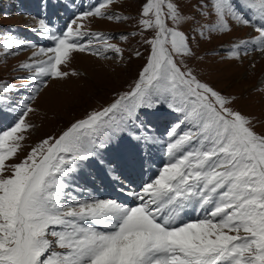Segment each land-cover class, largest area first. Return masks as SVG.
I'll return each mask as SVG.
<instances>
[{
    "label": "snow or ice",
    "instance_id": "snow-or-ice-1",
    "mask_svg": "<svg viewBox=\"0 0 264 264\" xmlns=\"http://www.w3.org/2000/svg\"><path fill=\"white\" fill-rule=\"evenodd\" d=\"M239 2L258 16V24L252 25L232 0H211L216 23L207 29L230 32L229 18L255 28L257 36L231 49L235 59L241 50L244 55L264 53V0ZM111 3L103 0L75 16L60 35L40 20L42 35L54 45L40 48L32 63L20 65L31 73L27 79L47 86L48 79L78 75L60 67L74 52L121 53L108 43L110 37L82 32L78 23L87 17L128 19L102 13ZM141 15L142 30L154 29L156 35L145 41L151 51L129 92L58 138L42 141L17 164L6 161L16 155L23 139L17 134L26 130L24 116L33 109L26 104L14 126L0 132V264H264V135L230 106L231 98L201 82L184 63L194 52L189 38L177 30L187 21L176 4L148 0ZM167 20L176 27H167ZM94 40L104 48H93ZM13 43L25 45L9 40L4 51ZM33 92L29 100L39 87ZM161 106L178 114L166 133L168 162L139 191L128 190L125 181H131L123 171L134 168L135 156L117 150L129 137L144 146L152 142L151 125L141 119V110ZM184 126L186 131H178ZM97 173L139 203L129 207L116 198L80 199L77 193L86 189L77 181ZM189 208L203 217L183 221Z\"/></svg>",
    "mask_w": 264,
    "mask_h": 264
},
{
    "label": "rangeland",
    "instance_id": "rangeland-1",
    "mask_svg": "<svg viewBox=\"0 0 264 264\" xmlns=\"http://www.w3.org/2000/svg\"><path fill=\"white\" fill-rule=\"evenodd\" d=\"M2 1L0 0V4H2ZM13 1L16 2V0ZM23 1L20 0L19 2L23 3ZM67 2L70 4L69 6H67ZM147 2L148 0H113V3L101 9L102 13L128 18L121 21L100 17H87L78 21L80 25L82 22L83 27L80 28L82 32L110 37L108 43L120 48L121 53L118 54L109 50L101 56H97L87 52H74L71 54L68 63L60 67L62 71H75L78 75L62 80L48 79L47 86H39L28 80L27 77L31 73L20 69L22 63H32L33 51L43 48L36 45L38 44L36 40L41 39L38 36V33L41 32L39 20L33 18L34 14L30 17L19 10L14 11L11 17H6L0 12V25H3V27L0 26V96L8 100H15L14 102L18 99L16 105L13 106L17 111H14L12 107H8V109L3 107L0 116L3 115L2 120L7 118L11 123L16 115L20 114L19 117L21 116L26 104L33 109L24 116L27 125L26 130L17 134L23 137L18 142V151L12 159L6 161V164L22 162L32 149L39 146L42 141L51 137L58 138L73 123L87 119L93 112L102 111L104 108L109 107L119 96L124 95L134 87L151 51L150 45L145 41L153 39L156 35L154 29L142 30L139 23L144 18L141 14ZM166 2L176 4L181 15L187 21L181 23L177 29L189 38L190 47L194 52L192 57L185 58L184 63L201 82L207 83L216 91L231 98L233 103L230 106L251 120V126L256 133L264 135V53L250 51L249 54L244 55L243 50H241L239 59L230 58V51L236 43L258 35L255 28L239 25L229 18L228 23L232 29L230 32L224 34L219 32L209 33L207 29L216 23V17L211 11V0H166ZM237 2L238 0H232L239 11ZM56 3L64 11H68L72 6V0H54L49 4L38 2L35 4V9L37 12L47 11ZM77 5L76 7H79L80 4L77 3ZM205 5L207 6L205 7ZM12 7L13 5L10 4L9 9H6L7 13L12 12ZM164 11H167L166 7ZM240 12L244 15L242 11ZM66 15H68L67 18ZM73 15H75V11L60 16H63V21H66ZM193 19L194 23L192 22ZM255 19L258 22L254 21L252 23L250 21L252 25L259 23L257 15ZM10 22L13 29L7 27ZM32 24L34 26H31ZM166 24L169 28L176 27L171 20H167ZM24 29H27L28 33L34 34L35 37L28 34L27 39H25L24 34L20 32ZM14 30L17 32L15 33ZM201 31L205 32L203 37L200 35ZM121 37H127V39ZM9 40L14 42L24 41L26 46L17 48L13 43V47L5 52L3 44ZM46 40L48 39L43 41ZM85 42H87V37ZM32 45L37 48L32 47ZM92 47L103 49L104 44L94 40ZM105 56L107 58H104ZM41 57L44 56H37L35 59ZM177 61L179 63V58H177ZM24 83L26 84L21 91L33 90L39 87L35 99L29 100V97L34 95L33 91H29L28 97L24 96V93L18 95L17 92L20 90L13 87V85L23 86ZM4 85L8 88H5ZM3 87L4 89H2ZM6 89H13L17 92L6 91ZM167 109L166 106H161L154 111L141 110V119L146 125H151L150 130L158 125V122L152 119L153 115L157 111L167 113L166 119L159 121V128L162 127V133L166 137H168L166 135L167 131L178 120V114ZM5 111L8 114H5ZM154 117L160 119V115ZM186 130L187 126H184L178 131L183 132ZM149 134L160 135L158 129L150 131ZM138 154L143 157L136 162ZM137 155H135V163L154 162L162 158L166 160V163L168 162L164 155L158 156V152L153 158H149L151 149H146V153L142 149ZM10 174V171L5 173V175ZM57 250L59 251V249Z\"/></svg>",
    "mask_w": 264,
    "mask_h": 264
},
{
    "label": "bare ground",
    "instance_id": "bare-ground-1",
    "mask_svg": "<svg viewBox=\"0 0 264 264\" xmlns=\"http://www.w3.org/2000/svg\"><path fill=\"white\" fill-rule=\"evenodd\" d=\"M49 4V3H48ZM58 3H56L52 8H50V9H47V12L49 11H58ZM60 7V6H59ZM75 11V8H69V10L68 11H65V14H69L70 12H74ZM40 12V11H39ZM67 16L68 15H66V18H67ZM59 17H60V15H59ZM58 20H60L62 23H65V21H63L64 19H62V18H60V19H58ZM54 24V26H56L57 25V22H54L53 23ZM53 29V28H52ZM44 30H41V32L40 33H38V36H40V38L42 39H48V38H45V35H42V32H43ZM55 34V33H54ZM34 48H37V47H34ZM34 52H39V50H35V51H33V53ZM33 55V54H32ZM45 57V56H44ZM39 59H41V58H39ZM5 114H8L6 111H5ZM3 115H1V117H2ZM4 119V118H3ZM0 121H2V119L0 120ZM151 137H152V142H149V146L152 148L151 149V155L149 156V158H153L155 155H156V151H155V149H160L159 148V146H161V145H163L164 143H165V140H164V138L161 136V135H153V134H151L150 135ZM142 143V142H141ZM141 143H137L136 141H134V140H131V138L129 137V138H127L126 140H125V142L123 143V144H121L120 145V148L117 150V152L118 153H122V154H128V153H131L132 155H137V153L140 151V150H142L143 148H145V147H143L142 145H141ZM135 145V147H133ZM150 151V150H149ZM163 152H166V149L163 151ZM163 155V153L161 154V155H158V156H162ZM147 156V155H146ZM157 156V157H158ZM142 155H140V154H138L137 156H136V162H138L140 159H142ZM156 158V157H155ZM144 160H145V157L143 158ZM147 159V158H146ZM156 160V159H155ZM148 161V160H147ZM152 161H153V159H152ZM146 162V161H145ZM140 163V162H139Z\"/></svg>",
    "mask_w": 264,
    "mask_h": 264
}]
</instances>
